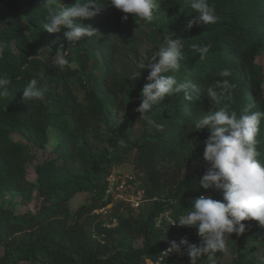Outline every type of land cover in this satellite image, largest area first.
Returning <instances> with one entry per match:
<instances>
[{
	"label": "trees",
	"instance_id": "16d2710c",
	"mask_svg": "<svg viewBox=\"0 0 264 264\" xmlns=\"http://www.w3.org/2000/svg\"><path fill=\"white\" fill-rule=\"evenodd\" d=\"M75 2L56 0L53 7ZM100 2L105 4L102 10L83 21L97 29L96 35L71 45L64 36L67 29L58 33L44 30L47 7L42 0H0V41L6 45L0 77L6 74L12 80L9 96L0 98V189L16 187L25 174L27 156L24 145L13 139L16 130L27 131L40 153L33 158L34 210L22 215L0 211V264H146L147 260L151 264H190V258H174L167 249L179 238L174 226L194 238L197 246L201 241L198 230L178 223L168 226L166 214L172 218L187 214L192 201L200 196V180L208 167L203 159L204 141L210 130H202L198 136L195 125L211 107L216 111L226 106L240 115L251 105V111L264 112V87L255 65L264 50V0H208L217 22L191 29L186 24L197 13L189 0H159L161 6L155 12L163 23L153 32V52L143 63L156 54L165 36L183 38L180 69L170 74L180 83L190 84L192 97L186 99L182 91L153 106L150 118L162 124V130L135 111L148 70L140 78L130 79L141 63L135 56L131 58L132 36L144 21L132 14L124 21L125 13L110 0ZM48 44L53 45L51 51L44 48ZM193 44L211 47L201 59ZM61 47L68 51L70 61L64 68L54 59L55 50ZM69 48L78 61V68L72 70ZM89 58L101 64L106 78L86 89L87 81L79 71L87 67ZM223 69H229L231 76L220 77ZM31 79L38 81L44 96L28 105L22 96ZM223 79L235 87L217 104L209 100L206 89ZM73 82L80 85L81 100L72 89ZM110 109L123 112V119L118 132L108 127L109 136H103L102 124L114 123ZM136 122L139 132L132 135ZM49 130L55 132L58 143L45 156ZM122 138L125 144L119 142ZM257 139L258 159L264 163V120ZM65 149L76 151L77 160L71 161ZM131 152L133 170L141 178L136 187L149 207L144 217H134L126 204L117 203L110 218L114 225L107 227L95 211L110 203L106 179ZM168 158L180 160L173 168H158V162ZM186 169H191L187 175ZM79 193H87L88 198L69 219L68 202ZM212 198L222 201L223 192L214 191ZM136 241L141 245L132 247L130 243ZM254 243L264 245V226L258 229ZM198 264L208 263L199 258ZM217 264L257 263L237 256Z\"/></svg>",
	"mask_w": 264,
	"mask_h": 264
},
{
	"label": "clouds",
	"instance_id": "9594fccd",
	"mask_svg": "<svg viewBox=\"0 0 264 264\" xmlns=\"http://www.w3.org/2000/svg\"><path fill=\"white\" fill-rule=\"evenodd\" d=\"M47 7L46 23L44 30L49 33H58L62 28L67 29L64 36L71 45L77 44L83 37H93L97 29L83 23L96 16L104 7L100 0H76L71 5L60 4L54 8L56 0H42ZM116 9L125 13L122 20H128L127 14L133 18L151 23L154 13L160 8L159 0H110ZM191 9L197 13L186 24V29L193 26L215 24L218 20L215 8L208 0H189ZM184 41L181 37L165 36L164 44L159 48L147 63H139L130 79L136 80L148 70L146 83L140 93V104L135 109L140 117L153 123L162 130V124H155L150 118L153 106L165 97H171L184 92L186 99L189 95L190 84L180 83L175 75L180 69V60ZM211 45L193 44L192 49L200 54L203 59L209 52ZM6 45L0 41V58L3 57ZM48 51L53 49L52 44L46 45ZM68 51L63 47L55 50L54 59L60 68L69 65ZM231 71L223 69L220 77H230ZM11 78L6 74L0 77V98L9 96ZM228 79L216 82L206 89L210 101L219 104L226 92L234 88ZM44 96V91L38 87V81L31 79L23 89V101L30 105ZM264 120V112L251 111V105L238 115L236 111L228 107H221L215 112L205 115L200 119L195 129L207 127L210 130L209 137L204 141L203 159L207 162V169L200 180V186L207 189L221 190L223 200H215L210 196L201 195L192 201L187 214L178 218L166 217L168 226L195 227L201 237L200 245L189 244L186 238H182L177 244L171 242L167 250L180 251V245H188L190 264H198L199 258L207 256L208 264H217V253L229 251L227 241L229 234H243L246 225L242 221H258L264 226V163L258 157L259 143L257 136L260 131V123ZM125 144L122 138L119 141ZM168 228V227H167Z\"/></svg>",
	"mask_w": 264,
	"mask_h": 264
},
{
	"label": "rangeland",
	"instance_id": "374dc122",
	"mask_svg": "<svg viewBox=\"0 0 264 264\" xmlns=\"http://www.w3.org/2000/svg\"><path fill=\"white\" fill-rule=\"evenodd\" d=\"M163 23L161 16L154 13V19L151 23L144 21L143 25L140 26L137 33L132 37V44H135L133 47V56L139 60V62H143L146 59V55L153 52V46L155 45V41L153 40V32ZM127 43H130L127 42ZM70 54L72 56L73 62L70 64V69L78 68V61L76 58V52L69 48ZM134 60H132L133 62ZM137 63V62H136ZM255 65L259 71L260 78L263 82L264 87V50H262L259 55L255 59ZM82 74L83 80L87 81L86 89L93 87L97 82L103 81L106 78L104 74V70L101 64H95L93 58H89L87 67L82 71H79ZM72 89L74 93L77 95L78 100H81V89L80 85L77 82L72 83ZM264 96V90H263ZM120 99L126 100L123 96H119ZM215 112L214 108L211 107L209 111H207L205 115L211 114ZM110 117L113 120V124H102L101 131L103 136H109L108 127L111 128L114 132L119 131V125L123 119V112L116 113L115 110L110 109L108 112ZM203 116V117H204ZM208 129L207 127L203 129H199L197 133L198 136L201 135L200 131ZM139 132V124L136 122L135 126L132 130L133 134H138ZM13 139L15 141L21 142L25 147V154L27 156V162L25 165V174L22 179H20L19 183L14 188H2L0 189V211L8 210L9 212L22 215L31 213L35 208L36 198H35V161L34 157L39 158L40 153L38 150L32 145L33 137L25 130H16L13 133ZM58 143L57 136L53 130H49L47 144L45 145V156H49L52 150L56 147ZM86 145V144H85ZM81 148V146H78ZM84 151V150H82ZM65 155L71 158V161L77 160L78 155L76 151H70L69 149H65ZM134 158V152L128 154L126 160L121 165L115 166L111 169L109 177L106 179L107 186L109 187L110 193L106 195V197H110V203L102 210L95 211L96 214H100L102 216L103 222L106 226L114 225V221L110 223L111 215L114 212V208L117 203L126 204L131 209V214L134 217H144L146 215L149 204L144 202L142 197L143 193L137 189V184L139 185L140 176L138 173L133 170L132 161ZM179 158H168L163 162H158V168H173L176 163L179 161ZM191 169H186L184 174L187 175ZM133 182V183H132ZM123 183H126L123 188L120 187ZM136 184V185H135ZM215 189H203L201 186L199 187L198 194L210 196L212 198L213 192ZM88 198L87 193H79L76 194L69 202H68V210H69V219L72 218V214L84 203L85 199ZM159 223V222H158ZM157 223V224H158ZM246 225V230L243 234L237 235L236 233L229 234V240L227 241L229 251L227 253H217V263H229L237 256H244L247 260L257 264H264V245L263 244H255L254 241L257 238V232L260 228V224L258 221H242ZM175 227V230L178 232V241L181 240L182 236L188 240L189 244H195L194 238H190L188 235L181 234L180 227ZM195 233L193 234V236ZM193 242V243H192ZM132 247H139L141 243L139 241L130 243ZM171 247L169 245L168 249ZM167 249V250H168ZM170 256L178 259H186L190 258L188 255V245H180V251H172L168 252ZM205 262L208 263L207 256L201 257ZM28 264V263H21ZM146 264H151L148 260Z\"/></svg>",
	"mask_w": 264,
	"mask_h": 264
},
{
	"label": "built area",
	"instance_id": "2783aa9c",
	"mask_svg": "<svg viewBox=\"0 0 264 264\" xmlns=\"http://www.w3.org/2000/svg\"><path fill=\"white\" fill-rule=\"evenodd\" d=\"M126 183H123L122 185H120V187H122L123 188V186L125 185ZM110 191L111 190H109V187H107V190H106V195H109V193H110ZM108 227V226H107Z\"/></svg>",
	"mask_w": 264,
	"mask_h": 264
}]
</instances>
